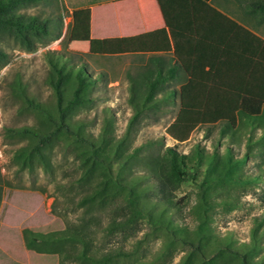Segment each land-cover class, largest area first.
Masks as SVG:
<instances>
[{
    "label": "trees",
    "instance_id": "1",
    "mask_svg": "<svg viewBox=\"0 0 264 264\" xmlns=\"http://www.w3.org/2000/svg\"><path fill=\"white\" fill-rule=\"evenodd\" d=\"M16 1L50 0H0V26L32 28L37 34L61 38L62 17L16 15L10 10ZM158 1L166 25L174 33L175 56L165 59L156 54L172 51L166 28L131 37H94L89 43V53L94 55L151 54L137 75L130 76L129 101L134 112L125 133L114 135L109 115L99 136L88 131L86 122L76 114L92 102L97 78L86 63H76L58 50L48 51L54 102L43 104L18 86L19 96L36 111L39 124L11 129L14 136L29 141L16 156L27 162L37 157L49 168L42 146L61 139L79 157L80 179L87 182L81 204L111 205L114 216L107 232L124 231L145 220L166 238L161 255L175 243L187 248L178 264H264V215L255 217L248 242L238 243L231 235L217 236L212 228L218 207L233 210L239 206L230 197L231 189L260 180L258 175L242 172L250 152L236 157L230 147L219 154L216 149L209 153L195 144L192 151L184 153L176 145L165 146L160 139L131 147L132 134L144 116L175 103L177 98L179 111L166 130L177 144L188 141L200 128L206 133L217 128L218 142L228 137L230 142L240 143L245 135L248 145L254 131L262 129L257 142H264V38L219 8L223 1L238 4L247 17L262 25L264 0ZM176 31L195 38L192 58L183 55ZM187 181L198 189L191 207L194 228L178 223L173 213L179 203L176 192ZM22 238L27 249L77 257L90 264H110L125 254L94 252L85 227L50 233L25 229Z\"/></svg>",
    "mask_w": 264,
    "mask_h": 264
},
{
    "label": "rangeland",
    "instance_id": "2",
    "mask_svg": "<svg viewBox=\"0 0 264 264\" xmlns=\"http://www.w3.org/2000/svg\"><path fill=\"white\" fill-rule=\"evenodd\" d=\"M107 1H16L10 7L14 14L26 17H62L59 39L37 34L32 28L0 26V264H90L77 257L63 258L27 249L22 238L25 229L50 233L85 227L94 252H125L110 264H178L187 251L186 247L175 243L161 255L166 238L153 231L145 220L124 231L107 232L114 216L111 205L89 207L81 204L87 182L80 179L83 170L79 157L72 148L65 147L61 139L42 146L50 160L49 168H45L37 157L27 162L16 156L18 149L29 141L14 136L11 129L39 124L36 111L19 96L18 86L43 104L54 102V90L48 80L52 70L46 58L48 51L58 50L71 56L76 63H86L97 78L92 102L76 114L86 122L88 131L99 136L103 120L109 115L114 135L121 137L125 133L134 112L129 101L130 76L137 75L147 63V57L89 53L92 8ZM258 32L264 36V25ZM178 111L177 98L175 103H168L159 111L144 116L132 134L131 147L160 139L165 146L176 145L178 151L184 153L192 151L195 144H200L209 153L216 149L219 154L230 147L236 157L250 152L242 172L258 175L260 180L252 185L233 187L230 197L239 206L233 210L218 207L212 223L215 235H231L238 243L248 242L255 217L264 215V142H257L263 130L254 131L249 145L245 135L240 143H232L228 137L218 142L217 128L210 133L203 128L197 129L188 141L177 144L166 130ZM138 171L143 170L139 168ZM197 192L191 181L184 182L176 192L179 203L173 213L178 223L189 228H194L196 223L191 207ZM183 197L185 199L181 201ZM71 245L66 246L73 248Z\"/></svg>",
    "mask_w": 264,
    "mask_h": 264
},
{
    "label": "crops",
    "instance_id": "3",
    "mask_svg": "<svg viewBox=\"0 0 264 264\" xmlns=\"http://www.w3.org/2000/svg\"><path fill=\"white\" fill-rule=\"evenodd\" d=\"M219 8L227 12L238 22L248 26L254 32L262 36L258 30L263 27L257 25L250 17L243 12L238 4L224 1L219 3ZM91 39L92 38H113L131 37L147 32L156 31L162 28L168 30L172 51L169 54L164 52L156 53L158 56L167 59L176 55V44L174 33L167 27L165 18L158 0H109L92 8ZM179 39V47L185 57L192 58L196 48L195 38L176 31ZM264 38V36H262ZM147 57L151 54H122Z\"/></svg>",
    "mask_w": 264,
    "mask_h": 264
}]
</instances>
